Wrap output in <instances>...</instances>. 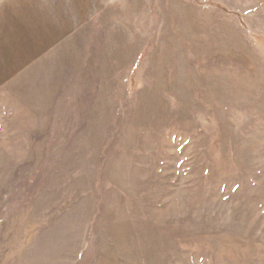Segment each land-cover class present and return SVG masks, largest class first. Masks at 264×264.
<instances>
[{
	"label": "rangeland",
	"instance_id": "374dc122",
	"mask_svg": "<svg viewBox=\"0 0 264 264\" xmlns=\"http://www.w3.org/2000/svg\"><path fill=\"white\" fill-rule=\"evenodd\" d=\"M0 264H264V0H0Z\"/></svg>",
	"mask_w": 264,
	"mask_h": 264
}]
</instances>
